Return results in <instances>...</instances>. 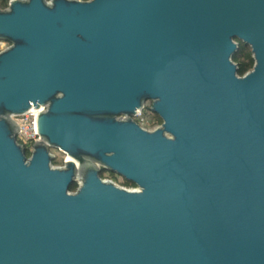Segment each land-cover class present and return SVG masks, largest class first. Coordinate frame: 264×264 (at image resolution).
I'll list each match as a JSON object with an SVG mask.
<instances>
[{
	"label": "water",
	"instance_id": "obj_1",
	"mask_svg": "<svg viewBox=\"0 0 264 264\" xmlns=\"http://www.w3.org/2000/svg\"><path fill=\"white\" fill-rule=\"evenodd\" d=\"M0 41V264H264V0H10Z\"/></svg>",
	"mask_w": 264,
	"mask_h": 264
},
{
	"label": "built area",
	"instance_id": "obj_2",
	"mask_svg": "<svg viewBox=\"0 0 264 264\" xmlns=\"http://www.w3.org/2000/svg\"><path fill=\"white\" fill-rule=\"evenodd\" d=\"M1 50L2 49H0V51ZM40 107V109L34 110V106L32 105V109L28 110L26 113L20 116H13V119L17 122L19 126V132H17L16 134V140L26 149V151L29 152V154L33 150L35 141L39 140V136L36 131V118L40 111H44L46 109V106ZM133 119L140 125V127L145 130L152 131L158 127V125H155L152 120L146 118L144 114V108L138 110L137 113H135V115L133 116ZM120 187H123L128 190H138L137 188H127L124 186Z\"/></svg>",
	"mask_w": 264,
	"mask_h": 264
},
{
	"label": "trees",
	"instance_id": "obj_3",
	"mask_svg": "<svg viewBox=\"0 0 264 264\" xmlns=\"http://www.w3.org/2000/svg\"><path fill=\"white\" fill-rule=\"evenodd\" d=\"M10 0H0V9H5L8 6ZM233 62H235L237 64V73L242 76L245 73H247L248 71H250L253 68L254 65V59L252 57V53H251V49L249 46H245L242 43H239V49L236 52V54L232 57ZM149 105L150 102L147 101L144 105V114L146 113V111L149 112ZM154 124H161L162 120L157 116V115H152V119ZM26 155L29 156V152L26 151ZM52 165L56 163L55 158L52 160ZM111 174V173H109ZM101 178L103 179L104 175L103 173L100 174ZM123 186L126 187H135V185L131 182L128 181H123ZM77 188V184H73L70 187V191H75Z\"/></svg>",
	"mask_w": 264,
	"mask_h": 264
},
{
	"label": "rangeland",
	"instance_id": "obj_4",
	"mask_svg": "<svg viewBox=\"0 0 264 264\" xmlns=\"http://www.w3.org/2000/svg\"><path fill=\"white\" fill-rule=\"evenodd\" d=\"M8 46H9V44L7 42L0 41V49L3 50L5 48H7ZM152 115H155V114L152 113L150 110H149V112L146 111V113H145L146 118H148L150 120L152 119ZM155 125L159 126L160 124H155ZM50 152L52 154H54V156H55L54 158H55L56 163L53 164V166L54 167L63 166V163H64L65 159L67 158L66 155L64 153L58 151L57 149H53V148L50 149ZM103 175H104L103 179L108 180V181H112L116 185L123 186V178L120 177L119 175L113 174L114 175L113 176V175H110L106 172H104ZM77 176H78V178L80 177L78 171H77ZM77 180H79V179H77ZM77 186H78V184H77ZM124 187H126V186H124ZM127 188H137V187L135 186V187H127Z\"/></svg>",
	"mask_w": 264,
	"mask_h": 264
},
{
	"label": "flooded vegetation",
	"instance_id": "obj_5",
	"mask_svg": "<svg viewBox=\"0 0 264 264\" xmlns=\"http://www.w3.org/2000/svg\"><path fill=\"white\" fill-rule=\"evenodd\" d=\"M102 173H104V172H102ZM106 173H108V172H106ZM109 174V173H108ZM110 175H113V174H110ZM114 176V175H113ZM101 177V176H100ZM123 181H125L124 179H123Z\"/></svg>",
	"mask_w": 264,
	"mask_h": 264
},
{
	"label": "bare ground",
	"instance_id": "obj_6",
	"mask_svg": "<svg viewBox=\"0 0 264 264\" xmlns=\"http://www.w3.org/2000/svg\"><path fill=\"white\" fill-rule=\"evenodd\" d=\"M66 159H70L69 157H67Z\"/></svg>",
	"mask_w": 264,
	"mask_h": 264
}]
</instances>
